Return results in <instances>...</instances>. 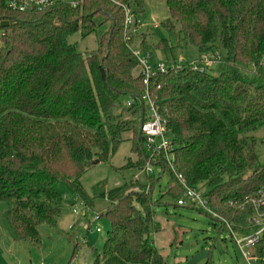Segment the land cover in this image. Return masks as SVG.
<instances>
[{"label":"trees","instance_id":"trees-1","mask_svg":"<svg viewBox=\"0 0 264 264\" xmlns=\"http://www.w3.org/2000/svg\"><path fill=\"white\" fill-rule=\"evenodd\" d=\"M77 1L74 6L56 0L45 10L21 12L0 0V201L12 203L4 223L14 241L37 245L43 227L57 224L58 183H70L89 203L81 177L94 161L108 159L126 134L138 162L134 166L130 159L127 166L147 165L140 129L145 108L137 101L145 87L132 47H151L145 33L139 44L134 40L140 33L126 40L123 7L136 16L145 0ZM166 3L169 17L161 25L167 37L155 48L168 50L183 41L201 53L221 50L219 64L228 66L199 74L184 64L155 78L152 92L176 147L177 173L203 192L220 218L192 208L219 221L220 230L229 224L242 231L256 214L251 203L242 207L244 198L264 188V163L256 140L246 134L264 126V78L251 80L240 72L263 64L264 0ZM77 33L92 36L95 49L83 53L70 40ZM126 97L134 103L124 105ZM154 166L163 172L148 174L149 185L131 181L109 191L103 216L111 229L92 264H166L150 238L152 195L166 172L178 194L169 193L179 197L182 191L166 164ZM259 212L264 226V205ZM250 252L264 264V231Z\"/></svg>","mask_w":264,"mask_h":264},{"label":"rangeland","instance_id":"rangeland-1","mask_svg":"<svg viewBox=\"0 0 264 264\" xmlns=\"http://www.w3.org/2000/svg\"><path fill=\"white\" fill-rule=\"evenodd\" d=\"M141 23L140 35L134 44H139V37L145 36L146 44L151 47L149 61L152 65L192 64L201 58L221 61V50L211 53H201L196 48L187 46L183 41L176 47L164 50L155 45L167 37L161 22L169 17L166 0H145L143 11L136 15ZM151 34L153 36H151ZM70 40L77 42L80 50L90 52L95 49L92 36L82 39L79 33ZM160 46V45H158ZM94 47V48H93ZM212 74L227 70L226 64H215ZM210 68V69H211ZM209 69V70H210ZM240 72L251 80L264 78V61L260 66L247 65ZM137 74V73H136ZM130 98L122 99L125 105ZM256 140V153L261 163H264V126L246 133ZM130 134L124 136L123 142L108 159L93 164L81 177L80 183L84 196L89 203L77 194L68 182H60L56 190L61 196L57 224L54 227H43L42 239L34 245L27 241H14L4 223L5 214L12 208L9 201H0V264H92L95 254L101 253L111 229L110 221L103 213L109 205L108 193L117 185L138 181L149 185L148 174L143 169L131 168L127 164L131 159L136 166L137 155L132 152L129 140ZM154 176L158 175V166H153ZM156 179V178H155ZM157 181V180H156ZM174 182L168 172L156 182L153 191L155 215L150 231L153 245L166 259V264H185L196 252L211 249L210 259L198 264H247L243 252L236 240H244L260 231L263 226L254 224L242 231H235L234 236L228 229H222L221 223L210 215L192 208L189 201L185 207L177 206V197L169 190ZM137 191V190H136ZM77 210L79 214H75ZM100 218L96 220V217ZM101 231L98 232L97 229ZM245 244V243H244ZM243 244V249L250 251Z\"/></svg>","mask_w":264,"mask_h":264},{"label":"built area","instance_id":"built-area-1","mask_svg":"<svg viewBox=\"0 0 264 264\" xmlns=\"http://www.w3.org/2000/svg\"><path fill=\"white\" fill-rule=\"evenodd\" d=\"M72 1L73 5H78L77 0ZM56 0H6L7 6L10 9L21 11V12H31V11H42L50 6H52ZM125 10V32L126 40L132 41L133 38L140 33L142 26L137 17L133 14L131 7L123 6ZM133 55L137 58L140 75L145 87L143 94L137 97L139 104L144 105V121L140 126L141 132L145 136V147L148 153V161L145 167V172L147 174H153V166L159 163L163 165L166 164L170 171H172L178 178L180 188L182 191L181 198L178 199L177 205L184 207L187 205V201L191 206L198 207L205 210L215 218H220V216L215 213L209 206L206 197L203 192L191 187L188 182L177 173L176 169V147L172 141L171 131L167 126L166 119L162 116L160 111V106L157 101L156 95L152 92V86L154 85L155 78L158 74L167 73L170 68H177L183 65H178L176 62L174 64L158 63L152 65L149 61L151 54L150 50L143 49L139 46L132 47ZM220 61L214 59V56L210 58H201L195 63H188L190 69L196 73L202 74L214 67L215 64H219ZM212 69V68H211ZM161 86L157 85L156 89H160ZM134 98L128 101V105L134 103ZM158 174L163 172L162 167L158 166ZM164 175V173L162 174ZM251 203L255 207L256 214L250 220V224H261L263 226L262 214L259 212V208L264 205V188L261 189L255 196H246L242 203V207ZM233 202H229L228 206H232ZM75 214H79L77 210H74ZM100 218V215L96 217V220ZM227 228L231 235L234 236L235 232L231 225L227 224ZM98 232L101 231L100 228L97 229ZM264 231L263 228L251 237L244 240H236V243L241 248L243 255L247 261V264H260L256 257H253L251 252H247L243 249V244L249 249L255 246Z\"/></svg>","mask_w":264,"mask_h":264},{"label":"water","instance_id":"water-1","mask_svg":"<svg viewBox=\"0 0 264 264\" xmlns=\"http://www.w3.org/2000/svg\"><path fill=\"white\" fill-rule=\"evenodd\" d=\"M2 26L8 25V22H3ZM99 161H94V164H97ZM210 249L209 250H200L196 252L185 264H198L200 261L205 260L209 257Z\"/></svg>","mask_w":264,"mask_h":264}]
</instances>
